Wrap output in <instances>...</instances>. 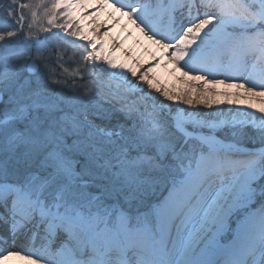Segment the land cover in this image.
I'll return each instance as SVG.
<instances>
[{"label":"snow or ice","instance_id":"snow-or-ice-1","mask_svg":"<svg viewBox=\"0 0 264 264\" xmlns=\"http://www.w3.org/2000/svg\"><path fill=\"white\" fill-rule=\"evenodd\" d=\"M92 2L0 0V258L264 264V0Z\"/></svg>","mask_w":264,"mask_h":264},{"label":"bare ground","instance_id":"bare-ground-1","mask_svg":"<svg viewBox=\"0 0 264 264\" xmlns=\"http://www.w3.org/2000/svg\"><path fill=\"white\" fill-rule=\"evenodd\" d=\"M96 10V0H93V2L86 8L82 9L80 11V15H87L88 13L90 12H94ZM108 11H111V9H109ZM107 18V12H105L104 16L102 17V19H106ZM87 24H91V20H87L86 21ZM126 23V21H125ZM109 25L105 24L103 25V27L101 28V31L104 30L105 27H108ZM117 32H119V28L117 29ZM132 44V41H129V46H131ZM221 91H232V92H235L236 90L235 89H224L223 86H221ZM264 101V98H260V97H257L254 101V103L259 106L260 103ZM187 107V106H185ZM199 107H202V106H197V108ZM215 107L217 106H214V109ZM222 107H234V108H247V104H243V105H233V106H228V105H222ZM248 111H251L253 113H256V108H252V109H247ZM0 250H3V249H0ZM0 264H27V261L23 260V259H20L19 257L17 256H13V257H10L9 259L7 260H1L0 261Z\"/></svg>","mask_w":264,"mask_h":264},{"label":"trees","instance_id":"trees-1","mask_svg":"<svg viewBox=\"0 0 264 264\" xmlns=\"http://www.w3.org/2000/svg\"><path fill=\"white\" fill-rule=\"evenodd\" d=\"M24 2H27V3H30V4L36 6L34 8V10L38 12V17H37V20H36L37 25L35 26L37 28V30L48 27L47 17L44 14L45 10L41 6L42 0H24ZM44 4H48L50 6L51 5V1L50 0H45ZM41 14H44V15H41ZM40 34L42 35L43 32H40ZM68 51H69V56H71L72 55L71 47H69Z\"/></svg>","mask_w":264,"mask_h":264},{"label":"rangeland","instance_id":"rangeland-1","mask_svg":"<svg viewBox=\"0 0 264 264\" xmlns=\"http://www.w3.org/2000/svg\"><path fill=\"white\" fill-rule=\"evenodd\" d=\"M52 2V0H50ZM43 3H45V0H42ZM44 15V14H41ZM37 25L36 21L34 22V27ZM55 30V29H54ZM40 34V33H39ZM45 33H43L42 35H44ZM41 35V34H40ZM3 260L2 258H0V261Z\"/></svg>","mask_w":264,"mask_h":264}]
</instances>
